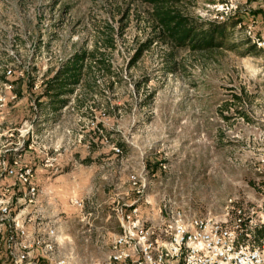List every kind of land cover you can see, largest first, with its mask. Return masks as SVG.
I'll return each instance as SVG.
<instances>
[{
  "label": "rangeland",
  "instance_id": "rangeland-1",
  "mask_svg": "<svg viewBox=\"0 0 264 264\" xmlns=\"http://www.w3.org/2000/svg\"><path fill=\"white\" fill-rule=\"evenodd\" d=\"M180 7L223 23L224 45L165 44L141 0H0V144L31 131L23 160L40 192L28 211L65 205L72 241L61 251L81 263L107 259L125 205L156 227L170 209L264 216V49L253 41L264 38V0ZM82 52L84 81L56 111L47 85ZM59 187L68 193L55 199Z\"/></svg>",
  "mask_w": 264,
  "mask_h": 264
},
{
  "label": "built area",
  "instance_id": "built-area-1",
  "mask_svg": "<svg viewBox=\"0 0 264 264\" xmlns=\"http://www.w3.org/2000/svg\"><path fill=\"white\" fill-rule=\"evenodd\" d=\"M253 41L264 49V38ZM29 134L20 131L13 146L11 133L0 144V264H264V232L260 239L253 234L264 229V216L256 221L241 205L233 222L170 209L158 227L147 224L139 207L125 205L115 209L122 232L104 262L81 263L72 253L63 254L50 211H28L40 192L34 169L23 160L24 151L37 144L31 139L26 145ZM71 202L83 206L76 198Z\"/></svg>",
  "mask_w": 264,
  "mask_h": 264
},
{
  "label": "trees",
  "instance_id": "trees-1",
  "mask_svg": "<svg viewBox=\"0 0 264 264\" xmlns=\"http://www.w3.org/2000/svg\"><path fill=\"white\" fill-rule=\"evenodd\" d=\"M151 6V17L158 31L157 39L175 48L189 47L192 50H209L222 47L226 39L223 23H201L188 16L180 7L185 0H141ZM149 45V44H148ZM88 53L74 55L56 70L47 85L51 107L61 110L68 104L67 96L82 85L89 66ZM264 229L255 234L260 239Z\"/></svg>",
  "mask_w": 264,
  "mask_h": 264
},
{
  "label": "crops",
  "instance_id": "crops-1",
  "mask_svg": "<svg viewBox=\"0 0 264 264\" xmlns=\"http://www.w3.org/2000/svg\"><path fill=\"white\" fill-rule=\"evenodd\" d=\"M64 192V194H63ZM61 190V188L59 187V189L57 188H53V197L56 198H60L62 196H64L66 193H68V191H63ZM57 196V197H56ZM61 204L57 203V208L55 206V204H53L51 206V221L54 223V225L57 228L58 231V235H59V240L61 241V245L60 247H65V245H70L69 242L72 241V236L67 234L65 231L67 230V228H69V225L72 224V219L69 218L70 216L68 215L70 212L69 209H65L64 206H60ZM62 217H65L66 219H68V221H62ZM87 240H89L88 238H86Z\"/></svg>",
  "mask_w": 264,
  "mask_h": 264
}]
</instances>
